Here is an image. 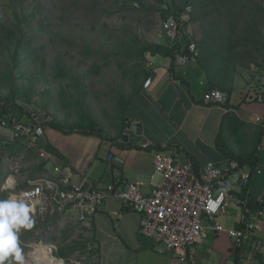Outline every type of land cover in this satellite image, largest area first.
Segmentation results:
<instances>
[{
    "label": "crops",
    "instance_id": "crops-1",
    "mask_svg": "<svg viewBox=\"0 0 264 264\" xmlns=\"http://www.w3.org/2000/svg\"><path fill=\"white\" fill-rule=\"evenodd\" d=\"M203 62L186 66L173 63L171 67L167 58L146 57L145 68L155 77L147 88L143 86L128 99L121 125L108 128L95 120L113 143L43 126L36 135L38 146H51L61 157L46 153L47 161L34 162L32 170L37 178L31 181L44 179L60 187V178L53 173L57 167L74 183L84 181L97 189L110 185L121 189L133 182L147 194L159 183V177L150 179L155 152L169 155L180 164L191 162L197 171L208 162L226 168L231 161L217 146L221 139L234 156L256 154L248 196L252 201L264 198V104L256 102L254 95L264 89L263 83L257 78L246 85L235 78L228 86L218 85L211 77L209 65ZM213 85L220 91H229L226 103L212 105L203 101L204 93L215 88ZM76 112L66 111L56 121L65 125L78 123L82 113L78 111V119H72ZM52 120L55 118L46 121ZM122 136L127 137L126 142ZM109 154L113 156L111 161L107 159ZM245 170L232 175L235 192L240 190L237 180L243 179ZM28 181L23 186L16 181L14 188L25 189ZM47 216L58 222L64 233L85 243L93 264H177L161 245L138 233L140 217L123 201L107 199L92 220L85 223L78 222L76 214L68 210ZM240 217L241 210L231 202L219 221L227 229H234ZM251 222L253 235L240 247L237 264H264V220ZM188 257L191 264H235L236 248L226 233L208 232L188 250Z\"/></svg>",
    "mask_w": 264,
    "mask_h": 264
},
{
    "label": "rangeland",
    "instance_id": "rangeland-1",
    "mask_svg": "<svg viewBox=\"0 0 264 264\" xmlns=\"http://www.w3.org/2000/svg\"><path fill=\"white\" fill-rule=\"evenodd\" d=\"M256 1L264 5V0ZM209 3L210 0L206 3L198 0L192 6L185 5V0H23L12 4L0 0V24L11 23L10 8L29 15L31 22L30 26L22 25L25 44L18 55L9 41L0 37V97L12 102L6 105L9 109L6 117L30 122L37 130L36 135L46 120L50 117L57 120L66 111H77L72 119H78V111L82 113L79 122L84 124L88 123L86 116H91L104 127L121 125L128 99L136 87L132 74L125 75L107 54L123 52L133 39L160 45H172L178 40L186 45L193 41L198 48L197 61H205L212 68L210 74L221 75L226 68L225 77L214 80L218 85L228 86L235 78L248 85L258 78L264 86V19L257 45L239 51L241 58L224 63L212 41L214 35L222 34L220 17L214 30L204 26L200 17L202 6ZM181 18L183 30L161 32V21L172 19L179 26ZM207 20L210 23L212 15ZM149 56L145 54V60ZM105 59L110 67L104 64ZM135 63H126V68L131 71ZM0 141H14L0 164V200H8V191H4L6 179L14 177L23 186L27 180L37 178L32 170L34 162L44 161L32 143L14 140L7 129L0 128ZM9 153L13 158H9ZM47 215L29 214L33 228L19 231L18 248L24 264H34L29 257L41 247L50 252L57 264H93L85 243L73 239V234L64 233L58 222ZM10 261L11 255L4 264Z\"/></svg>",
    "mask_w": 264,
    "mask_h": 264
},
{
    "label": "built area",
    "instance_id": "built-area-1",
    "mask_svg": "<svg viewBox=\"0 0 264 264\" xmlns=\"http://www.w3.org/2000/svg\"><path fill=\"white\" fill-rule=\"evenodd\" d=\"M183 25V18L179 26L172 19H165L161 21L160 29L168 34L183 30ZM198 57V48L191 41L183 45L173 63L185 66L195 63ZM227 100L228 95L216 88H208L203 95V101L207 104L221 105ZM255 101L264 104V89L255 95ZM6 116L0 115V128L9 130L14 140H28L39 157L47 161L46 152L37 144V130L33 125L12 121ZM107 159L111 161L113 156L109 154ZM237 166L236 162H229L226 168H221L208 162L202 170L197 171L191 162L180 164L169 155L155 152L150 179L159 177V183L147 194L133 182L121 189L112 185L97 189L84 181L74 183L57 167L53 173L60 178V187L51 181L37 179L28 181L25 189L4 187V191H8L9 199L15 197L25 207L31 204L33 211L29 214H58L68 210L73 211L81 223L90 222L107 199L123 201L139 215L138 233L142 237L151 238L161 245L175 257L177 264H191L188 250L205 238L208 232L226 233L234 248H238L253 235L251 220H264V209L250 212L248 217L242 213L245 202L232 193L235 192L232 175L237 172ZM241 177L247 178L245 173ZM231 202H235L241 210L237 223L243 224L241 229H227L219 221ZM257 202L264 207V198Z\"/></svg>",
    "mask_w": 264,
    "mask_h": 264
},
{
    "label": "trees",
    "instance_id": "trees-1",
    "mask_svg": "<svg viewBox=\"0 0 264 264\" xmlns=\"http://www.w3.org/2000/svg\"><path fill=\"white\" fill-rule=\"evenodd\" d=\"M9 1L12 4H18L23 0ZM195 1L198 2V0H185V5L191 4L192 6H194ZM200 1L206 3L207 0ZM202 8L203 12L200 17L205 22L204 26H210L211 29L214 30L218 26L216 20L218 17H220V25L223 29L222 34L220 37L214 35L212 37V41L213 48H218L220 50L224 63L229 62L231 58L236 60L238 58H241L242 56L239 55V51H241L242 49L245 50L251 45H257L259 37L258 30H260L261 23L264 19L263 4H260L256 0H210V3L205 4L204 6H202ZM9 10L11 23L0 24V37H2L6 41H9V45L15 48L16 55H18V50L22 45L25 44L22 40V25L25 24L26 26H30L31 22L28 21V18H30V16L26 15L21 10L17 11L16 8H10ZM208 15H212V21L210 23H208L207 20ZM16 36H18V38H16ZM13 40H16V42H13ZM26 44L30 43L28 42ZM182 48L183 43L179 40L175 41V43L172 45H160L142 44L137 39H133L132 43L130 45H127L123 52H115L107 54V56L114 59L117 68L123 70L125 75L132 74V81L134 87H136V93L143 89V86L148 80L151 73L145 68V54H149L150 56L169 58L171 61V67H173L175 56L176 54L180 53ZM134 62L136 63L131 68V71H129L126 68V63L130 64ZM104 64L106 65V67H110L108 59H105ZM98 70L99 69L96 68L95 72L97 73ZM224 72H226V68L223 70L221 75L212 73L211 77L213 78V80H215V78L218 76L220 79H223L225 77ZM226 94L228 95L229 91ZM2 102L5 103V105H1ZM11 103L12 102L9 98L0 97V115L9 114V109L6 105ZM87 118L89 119V121L86 124L78 122L72 125H65L60 124L56 120H52L51 122L45 123L43 126L47 125L63 134H72L77 132L88 136H95L102 142H115L106 134L104 129L100 127V125H98L93 118H91L90 116H87ZM129 126L130 124H127V128ZM12 144H14V141L11 143L0 141V164L4 163V155L7 153L10 145ZM15 144H17V142ZM119 146L123 149L131 148L130 146L125 145ZM217 146L224 155L226 154L231 162L237 163V171H244L246 168L250 169L251 171L247 177V184L243 186L240 184L241 180H238L237 183L239 184V192L232 191L233 195L237 199L245 202V206H243L242 208V213L244 214V216L248 217L250 215V212L252 213L254 211L264 209L261 204H259L257 201H252L248 196L250 177L256 168V154L253 153L247 156H234L226 150V146L221 139L218 140ZM44 150L48 155L61 157V155L51 146L46 145ZM8 156L9 158H11L12 154L9 153ZM0 174H2V167H0ZM4 179L5 178H3V180ZM235 228L241 229L243 228V224H237ZM240 252V247L236 248L235 264L238 263Z\"/></svg>",
    "mask_w": 264,
    "mask_h": 264
},
{
    "label": "clouds",
    "instance_id": "clouds-1",
    "mask_svg": "<svg viewBox=\"0 0 264 264\" xmlns=\"http://www.w3.org/2000/svg\"><path fill=\"white\" fill-rule=\"evenodd\" d=\"M16 181L9 176L4 184L5 188L14 187ZM33 211L31 204L25 207L15 197L0 200V264L11 255L9 264H24V257L18 248V234L20 229L33 228L34 222L29 219V212Z\"/></svg>",
    "mask_w": 264,
    "mask_h": 264
},
{
    "label": "bare ground",
    "instance_id": "bare-ground-1",
    "mask_svg": "<svg viewBox=\"0 0 264 264\" xmlns=\"http://www.w3.org/2000/svg\"><path fill=\"white\" fill-rule=\"evenodd\" d=\"M34 264H57L55 258L46 248H39L29 257Z\"/></svg>",
    "mask_w": 264,
    "mask_h": 264
},
{
    "label": "water",
    "instance_id": "water-1",
    "mask_svg": "<svg viewBox=\"0 0 264 264\" xmlns=\"http://www.w3.org/2000/svg\"><path fill=\"white\" fill-rule=\"evenodd\" d=\"M155 77V73L154 72H151L150 73V76H149V78H148V80L146 81V83L144 84V87L145 88H147L148 86H149V84L151 83V81L153 80V78ZM121 140L123 141V142H126L127 141V137L126 136H122L121 137ZM250 169H246L245 170V174H246V176H248L249 174H250ZM246 182H247V178H244V179H242L241 181H240V184L241 185H243V186H245L246 185Z\"/></svg>",
    "mask_w": 264,
    "mask_h": 264
}]
</instances>
